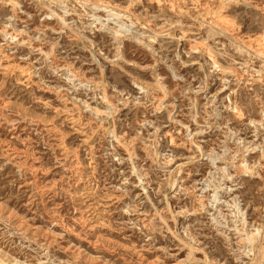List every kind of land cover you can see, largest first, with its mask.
I'll return each mask as SVG.
<instances>
[{
    "label": "rangeland",
    "instance_id": "1",
    "mask_svg": "<svg viewBox=\"0 0 264 264\" xmlns=\"http://www.w3.org/2000/svg\"><path fill=\"white\" fill-rule=\"evenodd\" d=\"M0 264H264V0H0Z\"/></svg>",
    "mask_w": 264,
    "mask_h": 264
}]
</instances>
